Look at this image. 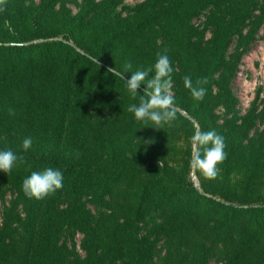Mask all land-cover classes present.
<instances>
[{
    "label": "trees",
    "instance_id": "1",
    "mask_svg": "<svg viewBox=\"0 0 264 264\" xmlns=\"http://www.w3.org/2000/svg\"><path fill=\"white\" fill-rule=\"evenodd\" d=\"M125 1L0 5V151L25 161L0 171V264H264V106L240 117L234 91L264 43V0ZM158 53L180 109L162 130L128 112L140 96L108 71L130 77ZM186 75L207 78L203 101ZM196 127L224 137L216 180L193 179ZM49 167L63 188L28 198L24 179Z\"/></svg>",
    "mask_w": 264,
    "mask_h": 264
},
{
    "label": "clouds",
    "instance_id": "2",
    "mask_svg": "<svg viewBox=\"0 0 264 264\" xmlns=\"http://www.w3.org/2000/svg\"><path fill=\"white\" fill-rule=\"evenodd\" d=\"M5 4L6 0H0V5ZM125 68L131 69V64H126ZM108 71L126 80L127 89L134 99L140 96L138 105L132 104L128 107V112L133 113L137 121L151 122L154 128L162 130L166 125L171 127L177 120L180 109L175 104L172 92L174 68L166 53H158L157 60L152 67L132 72L130 77L124 76L116 68H110ZM183 82L195 100L203 101L207 91L203 85L208 83L207 78L198 79L193 83L192 77L186 75ZM141 85H145L143 95L138 94ZM9 114L15 115V111L9 109ZM145 143H151V141ZM191 145V169L201 173L208 180L219 178L221 165L228 158L224 137L215 130L202 131L196 127L191 137ZM31 146L32 139L25 138L23 149L27 151ZM24 162V157L18 156L12 150L0 151V171L10 174L14 167ZM159 166L162 167L161 161ZM63 182V172L60 169L49 167L43 172H33L25 178L22 189L28 198L41 200L61 190Z\"/></svg>",
    "mask_w": 264,
    "mask_h": 264
},
{
    "label": "rangeland",
    "instance_id": "3",
    "mask_svg": "<svg viewBox=\"0 0 264 264\" xmlns=\"http://www.w3.org/2000/svg\"><path fill=\"white\" fill-rule=\"evenodd\" d=\"M143 1L126 0L124 6H134ZM234 91L238 99L237 114L240 117L247 114L256 100H258L259 108L264 106V43L262 41H258L253 49L244 56L234 80ZM257 130L259 133H264V124H259L253 133ZM192 176L197 182L194 171ZM80 239L81 236H79L78 241Z\"/></svg>",
    "mask_w": 264,
    "mask_h": 264
},
{
    "label": "water",
    "instance_id": "4",
    "mask_svg": "<svg viewBox=\"0 0 264 264\" xmlns=\"http://www.w3.org/2000/svg\"><path fill=\"white\" fill-rule=\"evenodd\" d=\"M194 174H196V171L194 172Z\"/></svg>",
    "mask_w": 264,
    "mask_h": 264
}]
</instances>
